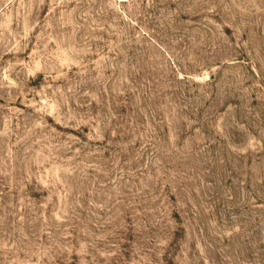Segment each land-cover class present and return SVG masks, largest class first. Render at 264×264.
Here are the masks:
<instances>
[{
	"label": "rangeland",
	"instance_id": "obj_1",
	"mask_svg": "<svg viewBox=\"0 0 264 264\" xmlns=\"http://www.w3.org/2000/svg\"><path fill=\"white\" fill-rule=\"evenodd\" d=\"M0 264H264V0H0Z\"/></svg>",
	"mask_w": 264,
	"mask_h": 264
}]
</instances>
